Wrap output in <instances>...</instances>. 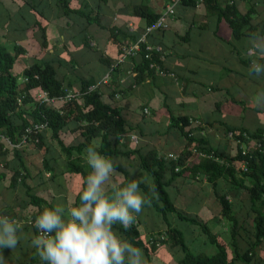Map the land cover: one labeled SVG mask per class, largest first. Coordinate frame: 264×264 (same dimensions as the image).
Here are the masks:
<instances>
[{
    "label": "trees",
    "instance_id": "obj_1",
    "mask_svg": "<svg viewBox=\"0 0 264 264\" xmlns=\"http://www.w3.org/2000/svg\"><path fill=\"white\" fill-rule=\"evenodd\" d=\"M55 1L56 17L83 19L84 25L78 34L81 35L82 45L88 47L91 38L88 27L92 24L101 26L99 6L91 7L90 0ZM74 1L78 3L77 6L73 5ZM97 2L104 5L107 0H97ZM171 3L193 8L196 7L198 0H172ZM201 4L205 7L208 16H214L217 22L224 20L227 23L233 39L249 37L252 33L264 34V24L254 26L251 22V9L242 13L235 0H202ZM29 10L33 14L32 21L24 16L23 11L19 12L21 19L24 20L23 29L26 31L36 28L40 35L41 48L45 49L48 42L46 26L42 24V20L46 16L35 5H32ZM93 12H96L94 17ZM160 14L143 2L133 8V15L145 23L143 29L152 25ZM7 20L8 22L12 20L10 14L7 15ZM108 32L109 41L118 47V58L123 47L135 42L140 36L130 35L124 28L117 25L109 28ZM126 40L128 41L125 42ZM23 52L22 48L14 47L13 54L10 53L3 46L0 37V134L16 145L20 143L24 130L28 126L46 123L45 130L37 135L38 142L32 144L43 152L42 172L49 173L50 180L55 182V178L65 173L80 178L81 187L74 197L73 206H80L79 195L85 186L84 181L87 175L92 171L84 159V150L91 145L117 165L112 180L105 187L106 195H111L112 183L124 186L134 179L139 180L138 175L151 178L150 184H140L141 193L151 203L145 204L143 211L136 215L134 221L136 224L133 223L127 229L120 224L113 226L114 231L123 239H127L142 250L146 264H151V254L160 247H166L172 252L176 264H260L264 260V156L258 152L251 154L250 158L242 156L240 148L234 145L230 152L205 148L202 144L203 138L193 134V128L187 129L189 120L173 116L169 117L170 127L177 128L185 140L184 149L177 155L178 158L175 161L165 159V155L159 154L156 150L142 152L137 147L129 148L120 140L131 130V127L123 119L117 106L103 101V95L95 79L76 78L73 73V79L65 82L64 77L62 80L59 78L57 69L53 65L54 61L36 60L23 70L21 84H19V76L13 73V68L18 56ZM137 55L140 60L134 69L136 72L133 77L134 84L143 78V74L146 73V76L150 78L154 72L149 69V63L143 58V53L140 52ZM153 59L160 63L158 55H154ZM100 62L107 67L110 78L108 85L112 89L109 96L113 99L116 94L123 92L119 81L115 83L121 63L117 61L113 63L109 58L103 57ZM66 64L71 65L75 70L74 61H67ZM74 82L80 84L79 90L73 92L74 98L64 100ZM38 90L46 92L49 98L57 99V101L52 105L35 101L33 94ZM230 131L239 133V138L242 133H247L250 139L261 142L264 147L262 131L249 133L239 128L229 127L226 129L225 137ZM63 134H78L81 141L73 143V139L67 144ZM53 149L63 157L65 163L61 166L54 158L48 157ZM193 149H196L198 154H194ZM10 152L18 161L15 177L24 181L27 177V169L23 163L21 148H11L0 143V159L6 158ZM215 158L220 161H216ZM120 159L133 161L131 166L137 167L138 175L132 176L122 164L116 162ZM245 162V170H241L240 166ZM180 178L201 180L212 187L214 197L221 208L219 216L215 219L227 220L231 225L228 230L229 247L221 239L220 234L211 231L208 221L187 215L176 208L167 189ZM29 196L30 203L37 207L32 219L35 220L45 208L54 209L43 199L35 195ZM236 200L239 201L237 211L234 210ZM146 210L156 216L159 225L155 233L149 234L152 237L148 241H143L140 225L143 223L142 214ZM162 226L163 230L160 229ZM194 227L205 237L203 242L194 234ZM239 238L242 242L238 241ZM195 243L199 248L203 244L206 245L212 252L205 253V249H192ZM178 254L179 256L175 257Z\"/></svg>",
    "mask_w": 264,
    "mask_h": 264
},
{
    "label": "crops",
    "instance_id": "obj_2",
    "mask_svg": "<svg viewBox=\"0 0 264 264\" xmlns=\"http://www.w3.org/2000/svg\"><path fill=\"white\" fill-rule=\"evenodd\" d=\"M42 1L0 0V37L3 46L12 54L14 47L24 50L15 62L22 72L36 60H52L59 78L62 80L64 77L65 82L73 79V73L76 78L95 79L103 101L117 106L131 127L120 140L129 148L137 147L142 152L156 150L163 155L180 153L185 140L177 128L170 127V116L187 118L190 123L187 129L193 128L197 137H200L198 134L201 132L203 146L219 152H230L234 147L225 137L229 127L249 133H264V104H257L255 100V94L264 90V75L250 76L247 71L252 59L264 63V57H257L254 52L249 54L246 51L248 37L233 39L227 23L224 20L217 22L214 16H208L202 4L192 8L175 3V15L169 20L168 29L148 37L151 44L162 48V54L158 55L159 65L169 74L160 76L153 72L149 78L145 73L134 84V69L140 57L136 55L129 58L119 65L115 81L116 84L119 81L123 92L112 99L109 96L112 91L108 85L110 78L106 83L102 82L109 73L100 62L103 57L116 63L119 55L117 45L109 41L108 29L117 25L130 35L138 36L145 23L133 15V8L143 2L162 13L172 4V0H107L104 5L97 0H90L91 7L98 5L101 9V26L92 24L88 27L91 36L88 47L82 45L81 35L78 34L84 25L83 19L56 17V1ZM235 1L242 13L251 9L254 26L264 24V0ZM32 5L41 9L46 16V20H42L48 42L45 49L41 48L36 28L23 29L24 20L19 12L23 11L24 16L32 21L33 14L29 10ZM73 5L77 6L78 3L74 1ZM8 14L12 16L10 22L7 20ZM95 14L93 12V17ZM130 25L133 28L131 32ZM67 61L75 62V70L66 64ZM79 88L80 84L74 82L69 93L77 92ZM63 138L67 144L73 139V143L81 141L78 134H63ZM51 152L49 158H54L60 166L65 163L58 151L53 149ZM21 154L27 169L24 181L15 177L18 161L11 152L6 158L0 159V216H7L20 225L17 248L0 249V254L5 257V264H46L31 246V238L37 232L35 227L28 226L27 220L37 211V207L30 203L29 195L43 199L54 208L58 204L66 209L71 208L74 207V197L78 191L74 195L68 192L67 179L72 177L81 187L80 178L65 173L55 178V182L50 180L49 173L42 172L43 152L32 143L22 147ZM124 161L128 165L133 163L126 159ZM179 181L195 182L180 178L171 186ZM202 207L198 210L209 214L206 221L215 215L218 217L221 211L220 208L214 214L205 205ZM205 247L203 244L200 249ZM171 259L174 262L173 256ZM260 264H264V260Z\"/></svg>",
    "mask_w": 264,
    "mask_h": 264
},
{
    "label": "clouds",
    "instance_id": "obj_3",
    "mask_svg": "<svg viewBox=\"0 0 264 264\" xmlns=\"http://www.w3.org/2000/svg\"><path fill=\"white\" fill-rule=\"evenodd\" d=\"M246 51L264 57V35L252 33ZM247 71L250 76L264 75V63L252 59ZM255 100L264 104V90L255 94ZM84 151L92 171L79 195L80 206L45 208L35 219L39 235L31 238V246L46 264H146L142 250L123 239L113 226L120 224L127 229L145 204L151 203L140 190V184H150L151 178L144 176L124 186L112 183L111 195H106L105 185L112 180L117 165L91 145ZM18 232L17 221L0 216V249L17 248ZM0 264H5L3 254Z\"/></svg>",
    "mask_w": 264,
    "mask_h": 264
},
{
    "label": "rangeland",
    "instance_id": "obj_4",
    "mask_svg": "<svg viewBox=\"0 0 264 264\" xmlns=\"http://www.w3.org/2000/svg\"><path fill=\"white\" fill-rule=\"evenodd\" d=\"M21 72L22 71L19 68V64L18 63L15 64L13 68V73L19 76V80H18L19 84H21V75H22ZM36 94H37V91L34 92L33 96L35 97ZM198 135L202 137L201 132ZM171 153L174 155L179 154V153H173V152ZM116 162L122 164L128 170L130 174L134 172L135 175L131 174L132 176L138 175V169L136 166H131V165L126 164V162L122 159L117 160ZM138 178L140 179L141 177L138 175ZM180 181L178 182V184L176 185L174 184L173 186H170L167 189V192L172 198L176 208H178L179 210H181L187 215L196 216L200 218L201 220H205L206 217L209 218V214L206 211L201 213L200 212L201 210L199 211L198 208L202 209L203 208L202 206L205 205L206 207L211 209V211L214 214L217 213L218 210H220V206L218 205L216 199H214V197L211 194L212 192H211V188L209 184L201 180H196L194 183L183 182V181L180 182ZM67 185H68L67 186L68 192L72 193V195L77 193V191H79L80 189L79 182L73 179L72 177H68ZM105 187H107V185H105ZM230 197L232 199V195ZM238 209H239V201L236 200L234 202V210L237 211ZM142 215H143V223L142 225H140V229L143 233L142 235L143 241L145 240L148 241V239L152 237L149 234L155 233L154 231L158 230L159 220L156 218L155 215H153L148 210H146ZM65 217L68 218L66 213H65ZM215 217L216 215L213 217H210L211 220L207 219L208 225L213 233L218 234V235L220 234L221 239L224 240L225 244H227V246L229 247L228 241L230 240V233L228 232V230L231 225L229 224L227 220H224V219L216 220ZM160 229L163 230L164 227L162 226ZM193 230H194L193 232L195 235L200 237L203 241L205 240V237L202 234H200V230H198L195 227L193 228ZM239 240L241 241L240 238L238 239V241ZM191 248L192 249L195 248L194 250L200 249L199 247H197L196 243L193 244ZM205 248H206L205 249L206 251H204L205 253H208V250H211V248L209 247H205ZM171 253L172 252L166 247L158 248L157 251L151 254L152 255L151 264H175L171 259L172 257ZM177 256H179V254Z\"/></svg>",
    "mask_w": 264,
    "mask_h": 264
},
{
    "label": "built area",
    "instance_id": "obj_5",
    "mask_svg": "<svg viewBox=\"0 0 264 264\" xmlns=\"http://www.w3.org/2000/svg\"><path fill=\"white\" fill-rule=\"evenodd\" d=\"M202 0H198V4H201ZM175 4V3H174ZM174 4L168 5L163 12L160 14V17L152 24L149 26H146L138 39L131 43L128 44L127 46L123 47L122 53L120 54L117 63H123L125 60L129 58L135 57L137 54L140 52L143 53V58L148 61V67L150 70H153L155 73H157L160 76L168 75L166 71L162 69V67L159 65L157 61L153 59L154 55H161L162 54V48L159 45H154L151 44L148 41V37L155 33V32H160L168 29L169 27V20L175 15V10H174ZM133 30L132 26H129V31L131 32ZM252 54V53H249ZM170 76H172L170 74ZM109 79V76L106 75L103 79L102 82L106 83ZM91 89H94V87H91ZM73 93H69L65 96L64 100H69L71 98H74ZM35 101L47 103V104H54L57 99L49 98L46 92L37 91L36 96L34 97ZM62 101L61 99H58ZM147 113V110L144 111ZM46 128V123H37V124H32L28 126L23 133L22 139L20 143L13 145L10 140L5 137L4 135L0 134V143L5 144L8 147L11 148H17L20 149L29 143H37V135H39L43 130ZM226 138L235 146L240 148L241 150V155L250 158V155L253 154L254 152L260 153L262 156H264V147L261 142H258L256 140L250 139L247 133H242L241 138H239V133H234L232 131L228 132L226 134ZM245 142H247V145H245ZM194 154H198V151L196 149H193ZM202 156L209 157L211 156H206L205 154H201ZM178 158L177 155H174L172 153H168L165 155V159L167 160H176ZM216 161H220L218 158H215ZM222 162V161H221ZM246 167V162L243 163L240 166L241 170H245ZM178 171V169H176ZM28 226H33L35 227V220L32 218H29L27 220ZM136 224V222H134ZM37 235H39V231L36 229Z\"/></svg>",
    "mask_w": 264,
    "mask_h": 264
}]
</instances>
